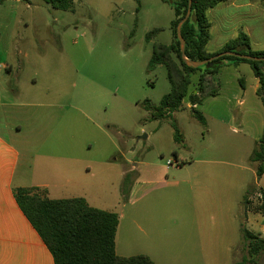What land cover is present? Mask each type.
Segmentation results:
<instances>
[{
	"label": "rangeland",
	"instance_id": "374dc122",
	"mask_svg": "<svg viewBox=\"0 0 264 264\" xmlns=\"http://www.w3.org/2000/svg\"><path fill=\"white\" fill-rule=\"evenodd\" d=\"M226 6L218 5V16L208 11L209 52L245 32L243 15L232 8L226 13ZM174 18V9L162 0H75L73 12L43 0H0V118L22 126L20 170L27 184H53L64 176L68 187L52 197L87 195L93 207L125 215L127 189L137 181L148 197L217 196L210 193L216 185L196 177L206 165L228 167L231 184L224 196L233 206L255 192L250 169L256 166L244 157L254 146L243 137L255 124L241 126L226 117L231 110L251 113L257 98L236 96L240 83L232 68L220 77L226 90L219 99L197 109L208 114L207 125L193 117L187 101L175 114L182 143L175 142L169 122L152 120L143 106L147 100L158 105L170 92L166 68L151 69L149 63L154 44L172 43ZM155 29L159 32L147 42ZM250 72L238 74L248 90ZM193 176L199 183L191 188L184 181ZM240 241L234 262L248 255L241 236Z\"/></svg>",
	"mask_w": 264,
	"mask_h": 264
},
{
	"label": "crops",
	"instance_id": "0c3cea01",
	"mask_svg": "<svg viewBox=\"0 0 264 264\" xmlns=\"http://www.w3.org/2000/svg\"><path fill=\"white\" fill-rule=\"evenodd\" d=\"M226 4V13H229L228 9L232 8L243 15L244 24L242 25L245 26V32L251 39L252 48L256 51L264 50V8L261 1L229 0ZM213 12L218 16L222 10L216 7ZM262 34L263 36L260 37ZM210 53H216V51H210ZM4 67L11 70L8 65ZM226 68L233 69L230 73L240 83V89H236L238 91L236 96L242 92L244 97L254 94L257 98L251 103V113L246 109L242 112L231 110L226 117L228 122H238L241 126L255 124L247 135H243L245 143L249 142L254 146L244 155L250 160L264 129V105L257 95L259 80L253 72H250L252 68L249 64H230L224 66L216 76L219 84L222 81L220 77ZM242 72L252 73L253 84L250 90L243 87V80L239 81L238 74ZM197 83L198 78L196 83H192L190 92L195 91ZM228 83L229 81H226V86L229 88ZM223 90L226 88L220 86L219 95L204 100L202 104L192 105L188 98L184 100V104L187 101V107L198 109L210 101H217ZM12 92L14 94L15 91ZM242 103L245 104V101L243 100ZM203 115L207 121L208 114L203 111ZM223 120V117H220L217 121L223 122ZM235 132L234 129L233 133ZM21 135L22 126L19 123H11L0 118V264H55L52 253L20 209L15 198V189L39 188L46 190L51 199H63L52 197V194L57 193L56 190L67 188L69 180L64 176H59L53 184L49 182L27 184L20 170ZM243 169L247 168L243 167ZM250 171L254 174V186L257 189L254 193L252 190L247 193V208L244 203L233 206L231 200L224 196L225 186L230 188L231 184L230 171L226 165L202 166L197 175L195 174L201 180L204 179L207 183L211 182L213 186L216 185L217 190L210 193L217 196L148 197L145 196V184L137 181L126 192V203L123 205L126 215L124 212H116L119 215L115 240L117 255L121 257L146 255L155 264L234 263V251L241 244L239 236L245 241L243 228L264 238V215L255 210L264 192V175L258 177L256 171L252 169ZM184 182L193 188L199 180L193 176L192 179ZM248 185L252 187V184H246ZM77 197L85 198L92 206L87 195L70 198Z\"/></svg>",
	"mask_w": 264,
	"mask_h": 264
},
{
	"label": "trees",
	"instance_id": "16d2710c",
	"mask_svg": "<svg viewBox=\"0 0 264 264\" xmlns=\"http://www.w3.org/2000/svg\"><path fill=\"white\" fill-rule=\"evenodd\" d=\"M54 9L73 12L75 0H43ZM139 1V0H137ZM174 9L175 18L171 23L173 41L170 45L154 44L149 67L153 69L163 65L168 73L170 92L158 105L147 100L143 103L151 112L152 120L167 121L174 130V140L182 143L181 134L175 114L184 110V100L189 99L192 105L202 104L210 97L220 93V84L216 78L224 66L230 64H249L259 80L257 95L264 105V61L256 62L231 56L221 57L213 67L202 66L193 68L182 59L181 44L177 37V25L185 17L189 0H162ZM229 0H192L190 19L182 26V36L186 42V58L192 62L205 61L221 52H237L255 57H264V50L252 48L251 39L245 32L229 40L219 51L210 53L207 50L212 39V24L208 19V11ZM264 8V0L261 2ZM159 29L152 30L146 41H152ZM198 83L194 92H190L192 77L198 75ZM192 115L202 125H207L203 113L195 108ZM256 166L258 177L264 175V129L262 137L249 160ZM125 185L122 194L125 195ZM15 198L27 219L36 229L54 257L55 264H155L146 255L121 257L116 253V234L119 226V215L90 206L85 198L51 199L46 190L39 188H17ZM248 207V197L244 201ZM255 210L264 215V192L261 202ZM247 243L248 255L232 264H259L264 255V238L242 229Z\"/></svg>",
	"mask_w": 264,
	"mask_h": 264
},
{
	"label": "water",
	"instance_id": "95a60500",
	"mask_svg": "<svg viewBox=\"0 0 264 264\" xmlns=\"http://www.w3.org/2000/svg\"><path fill=\"white\" fill-rule=\"evenodd\" d=\"M191 12H192V0H189L188 11H187L185 17L182 18L177 25V37H178L180 44H181L182 59L186 63V65H188L189 67H193V68H200L202 66L213 67L214 62L216 60L220 59L221 57H225V56H231V57H235V58H239V59L256 61V62L264 61V57H255V56H250V55L241 54V53H237V52H230V51L221 52L219 54L212 56L211 58H209L208 60H205V61H200V62L189 61L186 58V54H185L186 42L182 36V26L190 19ZM141 139H144V138H141Z\"/></svg>",
	"mask_w": 264,
	"mask_h": 264
}]
</instances>
